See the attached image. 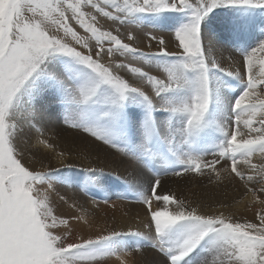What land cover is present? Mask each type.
Segmentation results:
<instances>
[{"label": "snow or ice", "instance_id": "snow-or-ice-1", "mask_svg": "<svg viewBox=\"0 0 264 264\" xmlns=\"http://www.w3.org/2000/svg\"><path fill=\"white\" fill-rule=\"evenodd\" d=\"M229 46L236 67L223 64ZM45 104L86 147L90 137L147 177V233L69 240L81 217L58 213L50 192L110 185L103 169L73 171L44 137ZM25 125L38 133L27 149ZM25 150L39 160L27 162ZM169 170L223 172L264 205V0H0V264H100L129 247L124 237L158 264H264V210L258 223L241 222L157 195Z\"/></svg>", "mask_w": 264, "mask_h": 264}, {"label": "bare ground", "instance_id": "bare-ground-1", "mask_svg": "<svg viewBox=\"0 0 264 264\" xmlns=\"http://www.w3.org/2000/svg\"><path fill=\"white\" fill-rule=\"evenodd\" d=\"M81 34L84 33L81 31ZM144 43L146 44V41ZM222 55L225 67L238 66L241 59L240 54L231 46L228 50H222ZM40 113L44 137L58 145L57 150H64L67 153L66 162L76 165L73 171H79L80 167L88 166L103 169L106 174L105 184L110 185V190L99 194H86L70 184L58 185L55 191L50 192L53 207L58 213L67 214L65 218L67 216L81 217L70 221L72 225L70 241L78 236L87 238L112 230L127 232L129 229H138L147 233L144 225L148 222V217L145 206L141 203L142 195H152L147 177L138 170L134 163H121L119 156L111 154L114 150H109L107 146L100 145L90 137L87 138L86 147L85 134L79 130L66 129L62 123V114L54 105L45 104L40 109ZM37 136L38 133L34 129L29 130L25 125V134L20 137L21 147L29 148L27 144L29 140L31 145H35ZM24 154L29 163L40 158L39 153L34 154L33 150H25ZM50 155L51 164L58 166L54 153ZM208 158V160L213 159ZM124 159L126 161V158ZM43 163L47 167L49 160H44ZM40 166L39 163L36 164L37 168ZM168 172L171 174L158 177L161 184L156 189L157 195H173L175 199L185 200L205 213L222 210L225 215H233L241 219V222L247 219L258 223L255 213L258 210H264V205L251 203V193L245 195L243 185L238 180L228 177L223 172L220 180L216 179L214 173L208 171H205L203 175L189 172L181 176L175 175L172 170ZM63 175L70 176L72 172L64 171ZM117 182L119 185L116 184ZM79 205L84 207L81 208ZM160 206H163V203ZM153 207H157L155 201ZM66 231L61 228L58 234L66 233ZM135 239V237H127L129 248L120 247L123 253L118 251L117 254L110 255L111 258L105 257L100 264H158L160 256L147 246L139 252L132 250L134 247L132 241Z\"/></svg>", "mask_w": 264, "mask_h": 264}, {"label": "rangeland", "instance_id": "rangeland-1", "mask_svg": "<svg viewBox=\"0 0 264 264\" xmlns=\"http://www.w3.org/2000/svg\"><path fill=\"white\" fill-rule=\"evenodd\" d=\"M208 157H212V156H207V157H205V158H206V159H209ZM212 158H213V157H212ZM168 174L170 175L171 172H170V173L168 172V173L166 174V176H168ZM164 176H165V175H164ZM164 176H161V175H160L159 177H164ZM166 176H165V177H166ZM118 198L121 199V197H118ZM113 200L116 201L117 198H115V199L113 198ZM122 239H126V240H127V237H124V238H122ZM69 240H70V237H69ZM128 244H129V243H128ZM129 246H130V244H129ZM127 248H129V247H127ZM130 248H131V247H130ZM127 250H128V249H127ZM119 252H120V253H123V249L120 248ZM117 253H118V251H117L115 254H117ZM115 254H114V255H115ZM107 257L111 258L110 256H107ZM104 258H105V257H104Z\"/></svg>", "mask_w": 264, "mask_h": 264}]
</instances>
